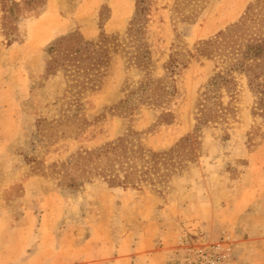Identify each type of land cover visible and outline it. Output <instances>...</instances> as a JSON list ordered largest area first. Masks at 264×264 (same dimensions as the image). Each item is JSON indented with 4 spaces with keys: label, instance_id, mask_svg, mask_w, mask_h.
Returning a JSON list of instances; mask_svg holds the SVG:
<instances>
[{
    "label": "rangeland",
    "instance_id": "rangeland-1",
    "mask_svg": "<svg viewBox=\"0 0 264 264\" xmlns=\"http://www.w3.org/2000/svg\"><path fill=\"white\" fill-rule=\"evenodd\" d=\"M136 2L44 0L11 41L0 20V264H264V118L244 77L235 74L231 96L223 93L233 113L198 132L212 59L189 60L167 105L128 99L115 109L144 79L162 78L174 52L182 59L236 23L264 27L256 16L264 0H151L149 66L131 65L132 49L119 48L77 117L64 79L44 78L51 42L71 33L124 38ZM129 135L153 151L192 136L195 157L157 189L99 178L72 189L53 174L77 153Z\"/></svg>",
    "mask_w": 264,
    "mask_h": 264
},
{
    "label": "trees",
    "instance_id": "trees-1",
    "mask_svg": "<svg viewBox=\"0 0 264 264\" xmlns=\"http://www.w3.org/2000/svg\"><path fill=\"white\" fill-rule=\"evenodd\" d=\"M43 4L44 0H0L4 36L11 41L21 19L36 15ZM136 4V15L124 38L101 34L96 41H88L79 33H71L55 39L47 47L44 78L47 80L60 75L64 79L75 117L81 109V97L88 91L98 89L119 48L132 49L131 65L142 68L149 66L150 51L143 42L151 0H137ZM256 16L264 21L260 10ZM194 47L195 52L182 53V59H178V53L174 52L164 65L165 75L162 78L144 79L115 109L126 108L128 99L155 107L167 105L176 94L174 76L187 66L190 59L196 57L215 60L218 66H215L214 74L202 93L194 130L198 132V128L210 122L222 123L226 115L233 113L230 102L224 105L222 98L223 93L231 96L236 85L235 74L246 80V87L253 97V110L264 118V27L248 29L236 23ZM162 118L169 123L172 113H163ZM54 133L51 135L54 136ZM194 141L192 136L184 137L173 148L153 151L129 135L99 148L77 153L60 165L53 166V174L61 176L60 185L72 189L94 178L102 179L111 187L135 188L145 185L157 189L180 173L186 161L195 157Z\"/></svg>",
    "mask_w": 264,
    "mask_h": 264
}]
</instances>
